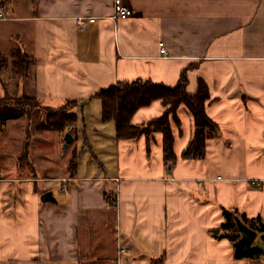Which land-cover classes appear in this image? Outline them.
<instances>
[{"label":"crops","instance_id":"1","mask_svg":"<svg viewBox=\"0 0 264 264\" xmlns=\"http://www.w3.org/2000/svg\"><path fill=\"white\" fill-rule=\"evenodd\" d=\"M114 1L3 0L0 53L10 62L19 48L32 65L12 92L32 91L51 108L77 101L82 128L71 135L74 176L58 194L15 180L21 153L14 169L0 160V264H264V255L235 258L213 232L223 209L264 223V0H123L133 15L117 20ZM76 17L95 21L78 26ZM183 73L189 94L199 79L209 94L215 129L203 159L181 158L193 132L183 106L171 120L174 164L163 160L160 132L117 140L114 123L101 120V89L137 79L175 86ZM161 111L153 102L132 122ZM89 152L107 153V170L96 161L82 170ZM48 191L55 203L40 200ZM103 245L125 252L104 258Z\"/></svg>","mask_w":264,"mask_h":264},{"label":"trees","instance_id":"2","mask_svg":"<svg viewBox=\"0 0 264 264\" xmlns=\"http://www.w3.org/2000/svg\"><path fill=\"white\" fill-rule=\"evenodd\" d=\"M2 4L3 0H0ZM31 60L29 55L19 48L11 51V61L7 62L5 56L0 53V84L3 94L0 95V132L4 130L9 121H15L28 117L29 113L38 107L45 110V119L42 129L45 131L61 132L65 128L75 129L77 114L73 108L78 105L75 100H68L57 108L42 106L39 100L25 91L11 92L2 81L5 68H9L14 77L21 78L23 82L28 78ZM9 65V67H8ZM186 76L183 73L175 86H166L162 83L149 80H131L118 82L94 94L101 103V120L112 121L115 125L117 140H130L141 135H150L158 131L162 134L163 160L165 163L174 164L176 161L173 152V135L171 120L178 122L176 117L180 106L185 107L191 115L193 122L192 138L181 153V158L186 160H201L205 157L206 136L209 130L215 129V124L206 114V102L209 99L207 86L204 81H197L196 90L189 94L186 90ZM153 102L161 105V113L142 124L132 122L135 114L143 107ZM68 133V132H67ZM72 135L73 133L70 132ZM76 158L70 160V176H74L76 170ZM236 209L222 210L223 221L219 230L224 232L220 237L228 239L237 259H257L264 255V223L260 216L248 218L244 213H238ZM234 216H237L249 228L259 235L261 243L255 241L246 245L240 241V234L236 228ZM218 236V235H215Z\"/></svg>","mask_w":264,"mask_h":264},{"label":"rangeland","instance_id":"3","mask_svg":"<svg viewBox=\"0 0 264 264\" xmlns=\"http://www.w3.org/2000/svg\"><path fill=\"white\" fill-rule=\"evenodd\" d=\"M7 62H9V57H5ZM31 64V63H30ZM30 65V71H31ZM9 67V65H8ZM21 78L14 77L9 68H5L2 74V81L6 84L9 91L16 89L17 85H20ZM1 86V84H0ZM3 87H0V95L3 94ZM23 91L20 90V92ZM29 91V90H26ZM29 94H34L32 91ZM78 109V108H76ZM75 109V111H76ZM77 111L76 113H78ZM45 119V110L42 107L34 108L28 115L17 121L8 122L3 131L0 132V156L2 160L3 167L8 165L7 169H14L16 153H21L18 165L20 167L19 171L14 174L15 180H31L37 184V189L41 191H47L49 188L55 190L58 194L57 188L67 187L66 184L69 183L68 173L70 172V160L76 158V162L79 159L78 151L73 150L72 147L75 144L73 141L65 146V133H73L76 129L82 128L80 120L75 123V129L65 128L61 132L45 131L42 128L41 123ZM37 123V124H36ZM84 142V141H83ZM85 145L81 142L79 148H83ZM78 148V149H79ZM87 151V150H86ZM10 153V155H9ZM14 153V154H13ZM3 154H5L3 156ZM86 155L88 157H86ZM29 159V160H28ZM96 161L97 165L103 164L105 169L110 166L111 160L107 153H81L80 164L81 169L84 170L88 163ZM35 165L37 173L32 174L26 167L27 164ZM17 165V166H18ZM101 169V168H100ZM5 176V175H4ZM0 177L5 179V177ZM33 176V177H30ZM56 196L55 192L53 191ZM239 214L242 212H238ZM103 225H96L97 230H102ZM218 229H213L216 232ZM221 233L224 231L221 230ZM256 241L261 243L259 235H257ZM103 251L106 250L104 258H108L109 254L118 251L115 245L110 248L109 246H102ZM109 252V253H107ZM107 253V254H106Z\"/></svg>","mask_w":264,"mask_h":264},{"label":"built area","instance_id":"4","mask_svg":"<svg viewBox=\"0 0 264 264\" xmlns=\"http://www.w3.org/2000/svg\"><path fill=\"white\" fill-rule=\"evenodd\" d=\"M133 15V11L130 6L124 4L123 0L114 1V11L112 18L117 19H126ZM4 6L0 1V19H4ZM95 18L93 17H76L75 22L78 26H84L87 22H94ZM159 53L161 56H166L167 51L163 42H159ZM65 191H67L65 189ZM123 248H118L117 257L119 258L124 253Z\"/></svg>","mask_w":264,"mask_h":264},{"label":"water","instance_id":"5","mask_svg":"<svg viewBox=\"0 0 264 264\" xmlns=\"http://www.w3.org/2000/svg\"><path fill=\"white\" fill-rule=\"evenodd\" d=\"M64 140H65V146L70 144L72 141L71 134L65 133ZM40 200L42 202H52V203L56 202L50 191L43 193L40 197ZM234 221L236 224V228L240 234V241L242 243H245L246 245H251L256 239V232L251 228H249L245 223H243L239 217L234 216ZM217 232L218 230L216 231V233Z\"/></svg>","mask_w":264,"mask_h":264}]
</instances>
